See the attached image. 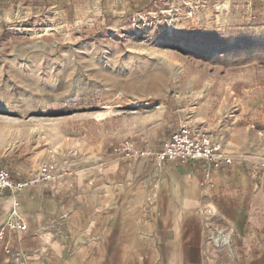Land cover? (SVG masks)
<instances>
[{"label": "rangeland", "instance_id": "obj_1", "mask_svg": "<svg viewBox=\"0 0 264 264\" xmlns=\"http://www.w3.org/2000/svg\"><path fill=\"white\" fill-rule=\"evenodd\" d=\"M31 3L5 19L0 54L19 56L26 70L29 56L39 58L34 70L42 71L23 82L4 60L1 118L49 124L33 127L36 134L57 126L68 155L87 160L97 138L147 150L154 141L157 152L188 125L264 163V0ZM13 89L21 92L10 99Z\"/></svg>", "mask_w": 264, "mask_h": 264}, {"label": "crops", "instance_id": "obj_2", "mask_svg": "<svg viewBox=\"0 0 264 264\" xmlns=\"http://www.w3.org/2000/svg\"><path fill=\"white\" fill-rule=\"evenodd\" d=\"M31 1L0 0L2 26ZM5 59L23 82L42 71L34 70L39 58L33 56L25 60L30 70L21 68L19 56L1 54L0 67ZM3 87L0 80V99ZM20 92L7 94L13 99ZM18 104L12 103L29 107ZM48 125L0 117V169L28 178L54 162L71 171L14 195L0 192V231L15 211L28 226L24 233L6 230L11 254L0 249V264H264V170L256 152L229 140L225 153L234 162L224 168L181 161L161 166L150 157L116 155L110 142L97 138L87 160L68 155L57 126L47 135L33 130ZM156 148L152 141L147 151ZM215 230L229 235L228 246L213 245Z\"/></svg>", "mask_w": 264, "mask_h": 264}, {"label": "built area", "instance_id": "obj_3", "mask_svg": "<svg viewBox=\"0 0 264 264\" xmlns=\"http://www.w3.org/2000/svg\"><path fill=\"white\" fill-rule=\"evenodd\" d=\"M3 20L0 17V39ZM112 152L129 159L150 157L158 165H165L169 161L200 162L207 164L210 169H221L229 166L234 159L225 153L224 142L214 133L207 130L181 125L172 131L170 136L163 142L162 147L151 154L149 151L138 148L134 143L125 141L119 146H114ZM264 170V163L260 164ZM68 168H59L54 162H44L40 165L35 175L23 178L18 177L9 169H0V192H8L12 195L32 188L40 183L55 180L57 177L69 176ZM14 217L9 220L6 227L0 231V249L5 254H11L9 242L5 239L6 230L14 232H27L28 226ZM211 242L218 249L228 246L230 237L227 233L215 230L210 235Z\"/></svg>", "mask_w": 264, "mask_h": 264}, {"label": "bare ground", "instance_id": "obj_4", "mask_svg": "<svg viewBox=\"0 0 264 264\" xmlns=\"http://www.w3.org/2000/svg\"><path fill=\"white\" fill-rule=\"evenodd\" d=\"M203 94V91H201V92H195V95L196 96H201ZM135 106H137V105H135ZM104 116H105V113H98L97 115H96V117L98 118V119H100V120H103L104 119Z\"/></svg>", "mask_w": 264, "mask_h": 264}]
</instances>
